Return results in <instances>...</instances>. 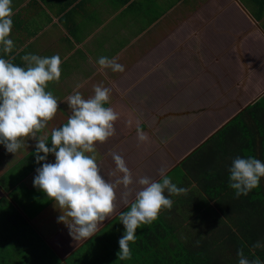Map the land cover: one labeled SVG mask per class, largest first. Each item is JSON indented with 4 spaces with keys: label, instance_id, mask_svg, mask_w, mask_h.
<instances>
[{
    "label": "crops",
    "instance_id": "obj_1",
    "mask_svg": "<svg viewBox=\"0 0 264 264\" xmlns=\"http://www.w3.org/2000/svg\"><path fill=\"white\" fill-rule=\"evenodd\" d=\"M170 4L177 8L176 14L172 13L165 23L160 19L152 22L153 26L161 24L159 30L158 26L154 30H139L124 47H117L111 37L119 32L124 34L122 28L130 21L122 17L120 25L116 18L132 6L131 0H12L13 27L8 38L13 40L14 47L5 54L1 45L0 58L14 57L15 65L26 67L22 60L26 54L60 56L59 82H49L50 89L46 88L57 99L58 109L46 127H62L72 114L67 97L78 91L89 98L94 95L95 86L111 90L108 104L112 108H125V113L139 108L140 113L134 116L142 123L154 122L155 128L183 117L186 121L178 122L182 129L166 130L169 150L156 140L155 130L148 128L155 136L150 141L154 139L156 144H148L143 150L150 151V155L141 152L133 164L137 172L152 180L161 179L158 170L163 151L164 162L171 164L164 168L165 174L178 168L187 175L181 167L183 159L243 107L264 98V0H174ZM170 9L161 15L165 16ZM133 15L130 13V17ZM203 30L216 37L221 35V40L203 39ZM101 56L119 57L117 63L123 65L124 71H100L96 61ZM192 82L196 87L190 89ZM165 103L160 113H153L154 108ZM180 104H184V111L173 110ZM63 106L66 109L62 110ZM152 116L155 120L149 119ZM190 116L196 121L189 120ZM124 127L119 128L122 131ZM128 135L130 140L135 138L132 131ZM126 136L118 138L117 143ZM176 140L184 149H173ZM109 142L101 145L103 152L108 151L104 146H110ZM24 160L19 150L9 153L0 144V264H6V259L13 264L14 253L10 258L8 252L19 245V239L14 240L10 230L15 228V216L20 218L13 209L20 211L21 205L10 194L17 191L21 181L17 179L22 170L17 162L24 166L28 163ZM32 174H25L23 180Z\"/></svg>",
    "mask_w": 264,
    "mask_h": 264
},
{
    "label": "clouds",
    "instance_id": "obj_2",
    "mask_svg": "<svg viewBox=\"0 0 264 264\" xmlns=\"http://www.w3.org/2000/svg\"><path fill=\"white\" fill-rule=\"evenodd\" d=\"M11 3L12 0H0V45L5 54L14 47L13 40L8 38L13 27ZM14 59L0 58V144L14 154L23 146L21 138L31 136L37 140L36 163L46 161L50 153L54 155V163L45 162L36 169L33 186L55 202L62 212L58 222L68 227L75 241L93 236L116 211L117 189L122 186L120 202L129 208L119 217L124 233L118 241L117 257L130 259L129 242H135L137 228L152 223L161 209L172 208L173 201L164 194L165 190L172 196L186 194L187 189L172 183L164 168L158 170L159 181L148 176L134 181L125 160L117 153H111L115 169L108 174L114 179L106 180L101 175L95 156L86 153H94L97 144L103 145L116 134L114 122L120 114L105 106L111 91L107 87L95 86L94 95L89 98H83L78 91L69 95L67 102L72 114L62 127L52 129L51 147H47V135L37 138L36 133L45 129L57 112V99L46 88L49 82H59L61 58L26 54L22 57L26 67L15 65ZM96 63L101 70L124 71L117 58L101 56ZM127 123L131 125L132 121ZM148 139L138 125L137 140L143 143ZM262 177L264 162L254 157H237L229 168V187L238 198L258 187ZM134 183L140 186L138 190L131 187ZM257 247L261 245H253ZM238 256L239 264H260L258 258L249 261L242 251Z\"/></svg>",
    "mask_w": 264,
    "mask_h": 264
},
{
    "label": "trees",
    "instance_id": "obj_3",
    "mask_svg": "<svg viewBox=\"0 0 264 264\" xmlns=\"http://www.w3.org/2000/svg\"><path fill=\"white\" fill-rule=\"evenodd\" d=\"M255 110H257L256 113ZM238 116L249 118V120L248 122L237 121ZM147 122L142 125L144 123L135 121L133 126H130L131 131L137 133L139 125L142 131L152 138L155 137L148 129L150 125H146L154 122ZM128 136L127 134L126 137ZM208 137L181 162V167L187 175H184L185 179H181L178 183L182 186L184 182L190 180L196 182L197 193L189 191L174 199L170 210L161 209L165 211H160L152 223L140 225L135 233V242H129L130 259L120 260L117 257L119 252V244H117L103 255L89 258L87 261L88 257H82L80 251L89 243L91 240L89 239L86 242L83 240L75 249L64 255L68 258L66 264H69V261L72 264H239L238 252L241 251L249 261L258 258L260 264H264V177L260 179L258 187L238 198L234 190L229 187V168L235 158L254 157L264 162V98L243 107L238 115H234L228 123H223L216 128ZM101 150L99 162L104 157L103 149ZM105 153L106 156L109 154L108 151ZM159 180L160 178L156 181ZM193 199L196 201L193 202ZM181 200H183L182 203ZM210 201H213L219 213L209 206ZM177 205L180 208L188 205L193 211L187 225L188 232H181L187 233L183 237L184 240L177 232L181 228L180 221L176 219L177 217L175 221H172L169 216L177 212ZM205 206L218 213L217 216L211 217L214 228H211L208 234L204 233L205 221H209ZM128 207L127 205L125 209ZM13 210L20 217L19 210L16 208ZM21 220L15 216L12 221L20 228ZM98 233L94 235V238L99 235ZM40 235L35 237L34 241H39ZM32 242L20 241L18 246L16 244L13 264H27V261L29 263L35 255L44 259L45 264H54V262L58 264V256L54 255L55 252L51 249L37 248L35 252L27 253L31 250ZM257 243L261 247L253 248V245ZM8 254L11 258V251Z\"/></svg>",
    "mask_w": 264,
    "mask_h": 264
},
{
    "label": "rangeland",
    "instance_id": "obj_4",
    "mask_svg": "<svg viewBox=\"0 0 264 264\" xmlns=\"http://www.w3.org/2000/svg\"><path fill=\"white\" fill-rule=\"evenodd\" d=\"M132 1V6L130 8H128V10L124 11L123 14H121L120 16H118L116 18V21L121 25V20L120 18L125 17V19L129 20V24L125 27H123L122 29L124 30L123 33H118L117 35L111 37V42L116 43L118 46L117 47H124V44H127L129 42V40L131 39L132 36L136 35V32H138L139 30H147L149 27L152 28L153 30L158 26V24L156 25H152L153 21H157L160 19L161 23H165V21L170 17V15L172 13L176 14V10L177 8H173V5L170 7V3H173L174 0H161L162 2H157L156 0L153 1V3H150V1L148 0H131ZM186 4V1H184ZM172 8V9H170ZM167 9H170L169 11H167L165 16H162L161 14L163 12H166ZM201 13H203V10L200 11ZM130 13H133L134 15L130 17ZM199 15V13H198ZM163 17V19H162ZM220 21V19H219ZM219 23V22H218ZM161 24H159V26L157 27L156 30H159ZM114 26V23H112L110 25V28L112 29ZM217 27H220V24H217ZM155 30V31H156ZM127 31V32H126ZM201 37L203 39H209L211 38L213 41H217L219 42V40H221V35H219L218 37H216L215 35H213L209 30H203L201 33ZM219 38V40H218ZM1 46V45H0ZM117 58V57H116ZM119 57L117 58L118 61ZM130 59V57H129ZM172 69V68H171ZM101 71V69H100ZM101 74L105 75L103 72H101ZM96 75V74H95ZM94 75V76H95ZM96 79L99 77L98 75L95 76ZM175 76L173 75V78ZM194 82H192L191 84H193ZM189 84V86L191 85ZM180 85H185V84H180ZM196 84L194 83V85H191V88H195ZM47 89H50L47 88ZM90 93V92H89ZM83 98H86V96H84V94H82ZM167 100L169 101V98H167ZM167 105V103L161 105V106H157L156 108L153 109V113L158 114L160 113V111H162L163 107H165ZM106 107H111L110 104H106ZM195 106V105H194ZM193 106V107H194ZM190 108H192V105L189 106ZM66 109V106H63L62 110ZM116 112H118L119 118L117 119V121L114 122V127H116V134L112 137H110L107 141H110L108 145L110 146H104L108 151L109 154L106 156V153L104 152V157L101 160V162H99V158H100V154H101V145L97 144L96 145V151L94 153H86L87 155H94L96 162L101 170V175L104 176V178L106 180H113V177H110L108 174L110 171L115 169V163L112 159L111 153H117L119 155H121L123 157V159L126 162L127 167L130 169L132 176H133V180H137L138 178L142 177V176H147L144 175L142 172H137L135 166L133 163H135L136 159H138V157L140 156L141 152H145L146 155H150V151H145L143 150L146 146H148V144H150L152 142L153 146H155L156 141L154 142V139L151 140L150 135H148L145 131H143L144 133L147 134L148 136V141L147 142H139L138 140H135V138H132L130 140V137H126V139H123L120 143H117L118 138H122L125 137L128 132H131V128L130 126L134 124L135 121H138L139 123H141V121L139 120V118L135 117L134 114L135 113H140L139 108H137V110H134L133 112H124L125 108L122 107H117V108H113ZM130 110V108H128ZM186 108L184 107V104H180L176 109V111L182 112L184 111ZM69 112L71 113V109L69 108ZM257 112V110H255V113ZM199 113V112H197ZM195 117L190 116L188 119H192L194 120ZM149 119H154L155 120V116L149 117ZM131 120L132 123L131 125H129L127 122ZM240 120L242 122H248L249 118H244L241 116H238L237 121ZM186 121L185 119H183V117H179L177 118L175 121H169L168 124L164 125V123H161L160 126H157V128H155L154 123L152 124H146V125H150L149 127L151 129H154L156 132V140L158 139L160 141V144L163 145L165 148H167L169 150V144L165 141V137H166V130L168 128H172L173 130H180L183 127L180 126V124L178 122H183ZM196 121V120H194ZM145 125L146 122L145 120L143 121ZM121 125H124L126 127L125 130L123 128V130L121 131V129L119 128ZM152 125V126H151ZM131 126V127H132ZM149 128V129H150ZM53 127H45V129L41 130L40 132L36 133V137L40 138L44 135H47L48 139L46 141L47 143V147H51V131H52ZM137 134V133H134ZM21 144L23 145L21 149H19V152L24 155L25 160L23 161L25 163V161L28 163L23 166L22 163H19V161L17 162V166H21V171H20V177L17 178L19 180H21L19 182V184H17V191L15 193L10 194V197L14 200H16L20 205H21V210L20 212V218L21 220V227L18 228V225H15V228L19 229H15L12 228L10 230V234L12 236V238H14V240L19 239V241L16 242H20V241H33L30 246H31V250L27 251L28 252H35L37 250V248H46V249H51L53 250V252H55L54 255L58 256V264H66V262L68 261L67 255L64 256L68 251L75 249L77 247V245L82 242L83 240H79V241H75L72 239V237L69 235V230L68 227L63 223V222H58V217L60 214H62L61 210L58 208V206L55 204L54 201L49 200L46 198L45 194L40 191L39 189L35 188L33 186V179L36 175V169L41 167L43 163L48 162V163H54L55 162V157L53 154H49L46 158V161H41L40 163H36L35 160V145L37 143L36 139H33L31 136L29 137H24L21 138L20 140ZM135 143V144H134ZM173 149L178 151L181 149H184V146H181L179 144V142L176 140L173 142ZM142 150V151H141ZM129 152V153H128ZM41 155H43V153H41ZM18 160V158H17ZM32 160V163L29 164V161ZM164 161H166V158L163 155V151H161L160 154V165L161 168H166L168 169L171 164L170 163H165ZM194 164V163H192ZM105 168H107V170H104ZM33 170V172H31ZM147 170V169H146ZM33 173V174H32ZM25 174H27V176L29 174H32L30 177H28L26 180H23L25 178ZM168 177L171 179L172 183L176 184L177 187H182V188H186L187 192L191 191V193H197V189H198V185L194 184H190L189 182H184L182 184V186H180V184L178 182H181L180 180L185 179V176L183 175V171L180 169H175L173 170ZM131 187H133L134 189H139V185L137 184H133ZM123 191L122 186L118 187L117 189V208L116 211L109 217L106 218L105 221H103L101 223V225L99 226L98 230L96 231L95 234H97L98 232V236L94 238V235L90 237V241L89 243L84 246L81 251L80 254L82 257L86 256L87 261L89 260V258H97L101 255H103L108 249L111 250V248L115 247L119 241V239L122 237L123 233H124V227L120 222L119 219V215L123 212V210L127 207L124 206V204H122L120 202V197H121V193ZM167 191L165 190V195L168 194L166 193ZM169 195V194H168ZM183 195V194H182ZM182 195H173L172 196H168L173 202L174 199L179 198ZM167 196V195H166ZM194 198V197H193ZM133 199V197H130L129 200L131 201ZM196 199H193V202H195ZM183 202V200H181V203ZM211 206L219 213V211L217 210V208L214 207L213 204H211ZM207 209V215H209V221H205L206 224H204L205 226V230L204 233L208 234L211 230V228H214V223L213 220L211 219V217L217 216L218 213L215 212L214 209H210L208 208V206H205ZM129 208V207H128ZM125 209V211L128 210ZM221 210V209H220ZM51 211V212H50ZM165 210H162L161 212H163ZM176 213L170 214L169 216L171 217L172 221H175V218L180 221L181 223V228L180 230H178L177 232L179 233L178 235L180 236V238H183L187 233H181V232H188V228L187 225H189V221L192 218L191 213L193 212L190 208V206L185 205V207H181L180 206H176ZM61 212V213H60ZM225 213V212H224ZM50 214L52 217H50ZM118 216V217H117ZM117 217V218H116ZM110 218H115L114 219H110ZM108 220V221H107ZM112 220V222H110ZM114 220V221H113ZM28 222V225H27ZM26 223V224H25ZM25 224V225H23ZM229 224V223H228ZM107 225V226H106ZM106 226V227H105ZM101 228H103L101 230ZM58 232V233H57ZM41 234V235H40ZM38 235H40L41 239L39 238V241H34L35 237H38ZM46 239H45V238ZM87 240V239H84ZM184 240V238H183ZM46 243V246H44V244ZM41 245V246H40ZM18 246V245H17ZM40 246V247H39ZM92 251V252H91ZM14 253V251H11V254ZM74 253V252H73ZM88 253V255L86 254ZM53 261V260H52ZM7 259H6V264H7ZM54 262V261H53ZM69 264H72L70 261L68 262ZM27 264H45L44 259H41L39 257H37V255L33 256V258L30 259V262ZM55 264V262H54Z\"/></svg>",
    "mask_w": 264,
    "mask_h": 264
}]
</instances>
